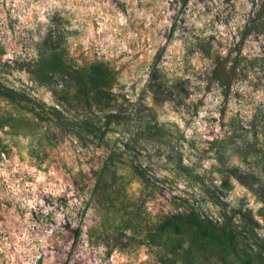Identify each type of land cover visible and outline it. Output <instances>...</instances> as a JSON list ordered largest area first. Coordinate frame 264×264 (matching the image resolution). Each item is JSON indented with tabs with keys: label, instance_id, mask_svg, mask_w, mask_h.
Instances as JSON below:
<instances>
[{
	"label": "rangeland",
	"instance_id": "1",
	"mask_svg": "<svg viewBox=\"0 0 264 264\" xmlns=\"http://www.w3.org/2000/svg\"><path fill=\"white\" fill-rule=\"evenodd\" d=\"M248 2L245 11L242 0H63L59 7L4 0L0 83L18 95H0V244L14 251L27 236L38 246L35 264H162L186 238L165 235L160 223L196 209L252 229L245 242L257 250L264 0ZM44 42L59 46L67 66L66 77L49 85L25 69ZM92 65L109 72L108 105L85 101L71 86L73 71ZM110 113L123 119L106 127ZM233 167L249 174L253 189L230 174ZM211 250L199 246L188 264H264V256L232 255L220 263Z\"/></svg>",
	"mask_w": 264,
	"mask_h": 264
},
{
	"label": "trees",
	"instance_id": "2",
	"mask_svg": "<svg viewBox=\"0 0 264 264\" xmlns=\"http://www.w3.org/2000/svg\"><path fill=\"white\" fill-rule=\"evenodd\" d=\"M198 51L209 54L210 50L202 40L196 42ZM31 61V62H30ZM28 61L25 69L31 73L40 84L49 85L55 80H63L67 75V66L62 58L59 46L42 44V49L38 57ZM71 86L76 92L88 102L93 98L101 105H108L114 99L110 89L111 78L109 72L102 65H92L82 67L72 73ZM0 95L14 99L18 93L0 83ZM104 125L112 122V119L121 121L123 117L117 113H110L105 116ZM230 174L249 189H253V183L248 181V173L242 172L236 167L229 168ZM160 231L165 235H182L186 240H177L169 250L171 258L165 254L161 256L162 264H185L195 259V254L199 251V246L204 249L211 247L214 257L224 263L230 255L247 262L259 259L264 256V239H261L257 250L246 244L248 234L252 229L245 226L237 227L232 223V218L226 213L223 214L221 222L208 217H202L196 209H188L176 212L164 217L159 225ZM198 257V254H197ZM174 260V261H172ZM177 260H181L177 262Z\"/></svg>",
	"mask_w": 264,
	"mask_h": 264
},
{
	"label": "clouds",
	"instance_id": "3",
	"mask_svg": "<svg viewBox=\"0 0 264 264\" xmlns=\"http://www.w3.org/2000/svg\"><path fill=\"white\" fill-rule=\"evenodd\" d=\"M4 2V0H0V5H2ZM134 2V0H133ZM242 2L245 4V11L247 9L251 8V4L248 2V0H242ZM8 3L11 4V0H8ZM22 3V0H16V4L20 5ZM63 3V0H44V4L46 5V7H52V6H61ZM166 3V0H165ZM70 6V5H69ZM40 15H39V19L40 21L47 23V19L46 16L44 15V12L46 11L45 7H41L40 8ZM118 22L119 24H125L126 21L122 16H118ZM126 46L122 45L119 48V51H126ZM109 55H118V52H114V53H108ZM12 57L11 52L8 53V56L5 57V59H10ZM145 79H147V77H145ZM207 167V165H205ZM34 204L33 201H29L27 202L28 206H32ZM18 241L19 240H24L27 241V246H22L19 242H17L14 245V251H9V245L7 242H4L2 244H0V254H3L4 256L7 257L8 259V264H17V261H19V264H35L36 259L39 256V252H38V246L36 244L32 243V240L29 239L27 236H21L17 238ZM35 239H40L39 237L35 238ZM44 246V241L41 240V243L39 245V247H43ZM27 256V259H25L24 257ZM0 264H3V260L0 259ZM97 264H99V261L97 262Z\"/></svg>",
	"mask_w": 264,
	"mask_h": 264
}]
</instances>
